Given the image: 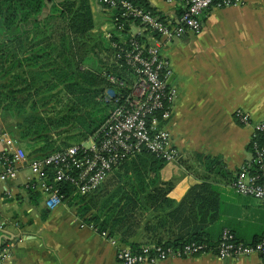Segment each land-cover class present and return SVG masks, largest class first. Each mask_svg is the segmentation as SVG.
<instances>
[{
  "label": "crops",
  "instance_id": "0c3cea01",
  "mask_svg": "<svg viewBox=\"0 0 264 264\" xmlns=\"http://www.w3.org/2000/svg\"><path fill=\"white\" fill-rule=\"evenodd\" d=\"M147 1L162 17L178 22L182 11L179 4ZM88 5L93 25L86 33L85 47L96 50L102 65L111 60L116 62L113 57L108 58L107 50L112 48L108 39L114 26L110 12L96 0H88ZM201 20L200 33L187 32L162 42V54L168 60L167 82L175 90L172 114L164 125L176 157L148 174L144 182L161 197L175 201V205L165 204L162 212L150 207L141 225L146 220L151 224L154 216L162 215L165 227L158 233L164 235L166 230L173 234L187 233L192 225L188 219L190 203L195 201L199 186L208 184L218 202L212 212L217 218L209 223L208 230L218 235L226 228L239 240L252 242L264 232V204L235 193L230 183L249 156L250 129L236 121L235 112L243 110L254 121L264 120V0H241L232 6L213 7L203 13ZM52 25L55 41L62 32L69 31L66 21L60 18L55 17ZM140 31L137 24L129 28L131 35ZM150 41L147 34L144 42ZM99 42L107 47H99ZM119 73L121 78H128L127 72ZM21 119L15 112L3 115L0 111V154L21 148L26 155L16 166L15 177L6 180L1 177L4 168L0 161V264H120L116 245L79 218L78 202L72 200V195L49 209L44 194L31 186L35 177L30 161L56 148L68 132L56 130L58 133L51 134L52 141L47 144L32 137L18 139L19 128L12 134L4 125L9 121L14 128L13 123ZM140 166L147 168L144 161ZM119 172L123 180L129 176ZM130 176L135 181L132 173ZM134 232V239L143 234L141 228ZM3 249L7 251L4 256ZM159 264H264V261L257 255L239 258L196 255L170 257Z\"/></svg>",
  "mask_w": 264,
  "mask_h": 264
},
{
  "label": "trees",
  "instance_id": "16d2710c",
  "mask_svg": "<svg viewBox=\"0 0 264 264\" xmlns=\"http://www.w3.org/2000/svg\"><path fill=\"white\" fill-rule=\"evenodd\" d=\"M128 1L164 18L147 0ZM96 2L110 12L114 25L108 39L111 47L112 43L119 44L125 40L124 45H119L129 48V28L132 24L140 26L139 19L122 16L121 10L110 8L101 0ZM55 17L66 21L69 30L62 32L57 41L52 29ZM92 25L88 0H0V77L7 79V82L0 84V111L3 115L15 112L22 118L13 123L14 128H9V133L13 134L19 128L18 139L32 137V140L42 139L47 144L52 141L51 134L64 128L62 131L68 134L56 148L48 151L51 152L86 140L104 122L113 103L104 100L103 89L114 87L123 94L126 91V88L119 89L110 83L105 75L123 79L119 72H127V83L132 82L133 78L125 62L121 58L116 59L117 49H107L116 62L111 60L107 65H102L96 50L85 47L86 33ZM147 34L145 30L136 34L135 38L144 41ZM102 45L107 47L104 42L99 47ZM83 66L86 68L83 69ZM61 94L67 99L65 110L58 116L43 114ZM97 97L101 99L97 100ZM142 161L146 162L147 168L142 169ZM164 163L145 150L124 160L94 192L71 197L78 202L77 215L97 231L106 232L108 237H114L134 250L144 244L178 247L189 241L214 246L224 229L216 235L207 228L217 218L212 212L218 203L213 188L208 184L199 186L195 201L190 203L191 215L188 219L192 225L187 233L173 234L169 230L164 235L158 233L165 227L162 215L154 216L151 224L146 220L144 226L141 225L150 207L155 212H162L165 204L175 205V201L161 197L144 182L148 174L156 172ZM118 170L129 175L126 181ZM130 173L135 177L133 182ZM63 192L65 198L70 197L69 186ZM149 217L151 214L148 213ZM137 228H141L143 234L134 239ZM229 231L235 236L232 230ZM263 236L264 232L252 242H243L255 244ZM259 257L264 261V256Z\"/></svg>",
  "mask_w": 264,
  "mask_h": 264
},
{
  "label": "built area",
  "instance_id": "2783aa9c",
  "mask_svg": "<svg viewBox=\"0 0 264 264\" xmlns=\"http://www.w3.org/2000/svg\"><path fill=\"white\" fill-rule=\"evenodd\" d=\"M168 1L182 7L177 23L134 6L128 0H101L110 8L121 10L122 16L139 19V34L147 30L151 41L146 43L131 35L129 48L119 45H124L125 40L119 44L112 43V47L117 49L116 59L121 58L125 62L133 79L127 83L125 79L110 74L105 76L117 88H126L125 94L114 87H106L103 98L113 106L93 135L30 161L35 177L31 186L44 194L47 208L53 209L65 199L63 189L66 186H69L72 196L94 192L116 166L144 150L164 162L175 160L176 152L164 125L172 114L171 102L175 90L167 83L168 60L162 54V42L187 32L200 33L201 16L206 10L232 6L241 0ZM234 117L240 125L250 129L249 156L236 171L230 187L235 193L264 204V120L254 121L243 110H237ZM25 157L21 148L0 154L4 168L1 177L4 180L14 178L16 166ZM100 234L116 245V259L120 264H159L170 257L189 258L196 255L217 258L264 256V236L257 243L249 244L238 241L228 229L222 231L214 246L189 241L178 247L144 244L136 250L120 244L114 237H108L106 232ZM6 253L3 249L1 255Z\"/></svg>",
  "mask_w": 264,
  "mask_h": 264
},
{
  "label": "rangeland",
  "instance_id": "374dc122",
  "mask_svg": "<svg viewBox=\"0 0 264 264\" xmlns=\"http://www.w3.org/2000/svg\"><path fill=\"white\" fill-rule=\"evenodd\" d=\"M108 54H110V52H108ZM110 57L111 56H109L108 58H110ZM84 68H86V67L83 66V69ZM2 80H3L2 83L7 82L5 78L2 79ZM103 91H104V89H103ZM64 97H65V95L64 94L63 95L61 94L60 96L57 97V99H54L53 102L48 105L47 110H44L43 111V114H45V115L47 114V115H50V116H58L60 114V112H63L65 110V107L64 106H65V104L67 102V99L64 98ZM7 118L10 121L9 116H7ZM9 121L6 122V124L4 125V127L11 128V125H10V122ZM70 128H73V127H70ZM5 130H7L8 132L11 131L10 129H5ZM62 130H64V128H61V131Z\"/></svg>",
  "mask_w": 264,
  "mask_h": 264
},
{
  "label": "water",
  "instance_id": "95a60500",
  "mask_svg": "<svg viewBox=\"0 0 264 264\" xmlns=\"http://www.w3.org/2000/svg\"><path fill=\"white\" fill-rule=\"evenodd\" d=\"M168 83V82H167Z\"/></svg>",
  "mask_w": 264,
  "mask_h": 264
}]
</instances>
